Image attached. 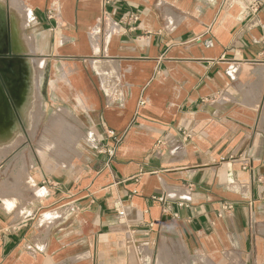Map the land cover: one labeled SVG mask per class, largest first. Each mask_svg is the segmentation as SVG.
Instances as JSON below:
<instances>
[{"label":"crops","instance_id":"crops-1","mask_svg":"<svg viewBox=\"0 0 264 264\" xmlns=\"http://www.w3.org/2000/svg\"><path fill=\"white\" fill-rule=\"evenodd\" d=\"M0 4L10 143L42 103L45 141L65 110L91 144L76 176L33 156L26 190L0 174V264H264V0Z\"/></svg>","mask_w":264,"mask_h":264},{"label":"rangeland","instance_id":"rangeland-1","mask_svg":"<svg viewBox=\"0 0 264 264\" xmlns=\"http://www.w3.org/2000/svg\"><path fill=\"white\" fill-rule=\"evenodd\" d=\"M0 1L4 2L5 5L6 0ZM10 55H12V57ZM5 57L12 60H17V57L13 55L11 51L7 56L0 55V73L2 70L1 60ZM17 70L18 68L15 67L16 72ZM261 75L264 76V74ZM16 76V74L10 75L11 78H14ZM6 84L7 83H5V85ZM37 85V80L34 81L32 79L31 87L36 89ZM255 101H257V97ZM259 101L260 108L258 112L257 129H260V131L262 132L261 134L264 135V89L259 96ZM42 114V103L40 104L39 108L34 107L33 110H31L30 125H27L28 128L24 127V132L22 131V134L27 137L24 139V143L16 144L13 142L5 146L0 145V174L3 175V185L4 189L7 191L16 192V189H27L26 179L28 178V176L26 174V170L29 172V170H31V168L33 167L32 160H30L31 156H33L34 158V164L38 166L39 169L43 172H51L50 169L57 167L56 169H59L58 171L63 173L66 167L68 169H72L73 175L76 176L79 172V169L84 164L85 156L78 158L76 157L77 152H85V149L91 146V144L87 145L86 142L81 141L83 139L78 138L83 136L80 133V128H78L77 126L75 127L74 125V123H76L77 125L80 124L79 121L73 119L72 116L65 110H63L60 114L54 116L53 118L51 116V142H47L45 140L49 139L50 133L48 132L47 125H44L45 123L42 119ZM37 121L39 122V124L36 128H34ZM32 132H34L35 136L34 138H29L31 137ZM8 154H10L12 158L1 160L3 156H6ZM19 171L21 175L20 180L25 183L19 181V184L15 185L13 183L17 182L16 176L18 175ZM46 184H41V188ZM41 195L43 194L41 193ZM14 201L15 198L11 197L9 201H7V204L13 205Z\"/></svg>","mask_w":264,"mask_h":264},{"label":"bare ground","instance_id":"bare-ground-1","mask_svg":"<svg viewBox=\"0 0 264 264\" xmlns=\"http://www.w3.org/2000/svg\"><path fill=\"white\" fill-rule=\"evenodd\" d=\"M2 6L0 4V52H6L7 49L5 47L7 40V27H6V18L2 12ZM13 39L17 40V35L15 32V28H13ZM17 43V42H16ZM5 71H10L12 69V64L8 62H3ZM26 74L22 73V78L15 82L13 85L9 84L10 91L12 95H18V98L24 101L22 115L24 120L27 121V111L25 110L28 107V103L31 101L33 94H31L27 85ZM19 93V94H18ZM16 120L12 108L9 104L7 97L5 96V92L3 90L2 84L0 82V145H9L10 141L13 139V136L19 132V128H16ZM27 183H32L30 178L26 179ZM10 199V198H9ZM7 199V201H9Z\"/></svg>","mask_w":264,"mask_h":264},{"label":"built area","instance_id":"built-area-1","mask_svg":"<svg viewBox=\"0 0 264 264\" xmlns=\"http://www.w3.org/2000/svg\"><path fill=\"white\" fill-rule=\"evenodd\" d=\"M263 56H264V51H263ZM115 150H116V148L108 149L107 150L108 155H110L111 157L114 156L115 155ZM120 215L123 216L124 212H121Z\"/></svg>","mask_w":264,"mask_h":264}]
</instances>
